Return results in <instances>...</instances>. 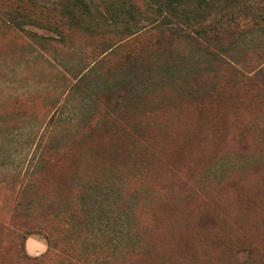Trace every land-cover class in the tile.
I'll list each match as a JSON object with an SVG mask.
<instances>
[{
  "label": "rangeland",
  "instance_id": "374dc122",
  "mask_svg": "<svg viewBox=\"0 0 264 264\" xmlns=\"http://www.w3.org/2000/svg\"><path fill=\"white\" fill-rule=\"evenodd\" d=\"M85 45L54 50L27 34L0 30V247L11 260L0 264L50 250L41 232L27 234L23 210L16 215L35 188L41 189L38 202L52 193L93 213L96 234L74 240L72 253L63 257L67 264H264V76L239 77L231 98L215 100L183 89L151 95L146 109V103L135 108L148 118V147L105 164L119 142L100 134L77 142L83 138L64 129L72 120L78 123L72 99L61 98L63 110L50 108L64 83L72 84L68 57L82 61L99 43ZM245 46L237 56L239 70L252 77L264 69V38L244 41ZM212 75L199 85L212 87ZM229 78L221 75L220 85L234 86ZM161 83L156 81L153 91ZM50 135L73 147L57 169L65 180L41 184L30 174L39 168L40 145ZM103 164L107 168L101 169ZM130 211L136 218L129 221Z\"/></svg>",
  "mask_w": 264,
  "mask_h": 264
},
{
  "label": "trees",
  "instance_id": "16d2710c",
  "mask_svg": "<svg viewBox=\"0 0 264 264\" xmlns=\"http://www.w3.org/2000/svg\"><path fill=\"white\" fill-rule=\"evenodd\" d=\"M43 1L48 3L41 6L36 0H0V30L27 34L39 46L50 45L54 50L68 48L71 51L78 49L79 44L99 43L98 49L90 55L85 53L82 61L72 56L67 58L72 61L67 78L72 84L64 83L60 97L50 108L56 112L63 110L66 104H62L61 98L65 97V103L72 99V107L79 108L74 119L78 123L72 120L64 129L74 138H83L75 139L77 142L96 134L111 136L119 142L116 152L108 151V158L103 160L105 164L118 163L131 154H138V146L143 150L148 147V118L135 108L146 103L142 108L146 109L151 95L161 91V96L183 89L189 95L207 94L215 100L228 95L227 98H231L235 82H241L239 77L254 81L264 76V69L252 77L243 75L237 61L240 52L248 48L242 47L244 41L250 39L259 43L264 38V0ZM31 28L55 36L41 35ZM189 55L195 60H190ZM208 73L213 74L214 85L206 89L199 83L210 78L211 75L205 76ZM221 75H230L234 86L220 85ZM156 81L162 82V88L153 91ZM70 148L60 145L51 135L44 139L35 167L39 168H34L31 177L42 180L41 184L48 179L65 180L66 176L57 169L61 168L65 152ZM105 164L101 169L107 168H102ZM107 174L102 173V176ZM33 191L28 193L27 204L18 206L16 215L19 209L23 210L27 234L41 232L50 250L36 258L23 253L15 264L24 261L44 264L53 260L67 264L63 257L72 253L76 242L86 241L96 234L93 213L85 212L84 204L80 208V204H68L64 198L59 202V196H50L52 193L38 202L41 189ZM36 215L37 219L32 218ZM135 218L136 214L130 211L129 221ZM1 249L0 262L11 261L7 258L8 252Z\"/></svg>",
  "mask_w": 264,
  "mask_h": 264
}]
</instances>
